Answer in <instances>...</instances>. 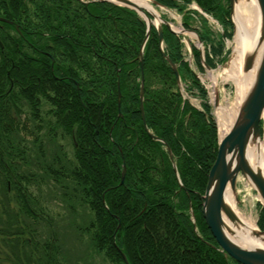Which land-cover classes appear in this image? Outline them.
Here are the masks:
<instances>
[{
  "label": "trees",
  "instance_id": "trees-1",
  "mask_svg": "<svg viewBox=\"0 0 264 264\" xmlns=\"http://www.w3.org/2000/svg\"><path fill=\"white\" fill-rule=\"evenodd\" d=\"M153 1L198 33L209 68L226 62V41L234 37L230 0ZM192 4L224 33L216 37ZM162 29L165 53L203 111L183 102L155 27L142 64L147 24L136 11L100 1L0 0V264H64L56 220L42 203L44 184L54 185L71 212L75 201L91 211L77 231L111 264H125L123 254L130 264H240L221 251L203 217L219 149L208 93L185 61L181 38ZM192 52L204 71L201 52ZM142 67L147 126L170 147L177 173L167 146L144 127ZM44 130L55 147L50 155ZM57 132L70 139L74 159ZM258 227L264 232L261 204Z\"/></svg>",
  "mask_w": 264,
  "mask_h": 264
},
{
  "label": "water",
  "instance_id": "water-1",
  "mask_svg": "<svg viewBox=\"0 0 264 264\" xmlns=\"http://www.w3.org/2000/svg\"><path fill=\"white\" fill-rule=\"evenodd\" d=\"M100 2H109L118 6H124L132 10H136L138 13L143 14L147 21V35L143 42L140 51V60L144 64V50L151 35V30L153 26V20L157 19L155 15L149 14L146 11H142L139 7L133 4L130 0H117L113 2L112 0H96ZM238 0H230L231 2V14L233 18L234 5ZM260 12H261V39L264 40V0H257ZM153 3L159 7L160 4L153 1ZM151 16V17H150ZM160 22L159 28V41L164 59L168 62L170 67L175 73L178 84H181L180 74L178 66L172 61V59L167 56L163 49V30L161 24L168 23L158 17ZM199 42L202 43L199 38ZM253 58H246L245 70L249 71L252 69ZM211 70L210 68H207ZM119 99H121V91L119 88ZM144 101H145V72L144 67H142V80L140 88V109L142 113V118L144 122V127L148 134L155 139L167 146L169 151V156L173 164V168L177 173V166L175 164L172 151L170 147L162 139L153 135L147 126L145 111H144ZM264 114V54L261 59L255 81L252 85V89L246 98V101L242 107V112L238 118L236 124L232 127L231 131L228 133L224 141L220 142V147L218 151L217 159L210 171L209 181L206 188L205 195L203 196V217L206 224L211 231L216 243L220 247L221 251L227 256L231 257L233 260L240 264H264V249H249L244 248L234 241H232L225 231V217L232 222L238 220L235 213L226 206L225 194L227 189L230 188L236 193L237 190V180L240 175L242 177L249 176L251 182L253 183L254 189L263 199L264 205V178L263 176L256 172L247 159V147L251 137L261 139L262 131L261 124ZM119 115L121 116V101L119 100ZM127 174V167L124 163L121 185L124 184ZM179 179V175L177 174ZM181 184V182H180ZM259 235H264L263 231L259 230ZM123 259L125 264H130L127 257L123 254Z\"/></svg>",
  "mask_w": 264,
  "mask_h": 264
},
{
  "label": "rangeland",
  "instance_id": "rangeland-1",
  "mask_svg": "<svg viewBox=\"0 0 264 264\" xmlns=\"http://www.w3.org/2000/svg\"><path fill=\"white\" fill-rule=\"evenodd\" d=\"M151 1V0H150ZM156 7V6H155ZM160 15L166 18L173 29H180L185 31L183 28V22L181 21V17L175 11L165 10L159 7H156ZM234 21V19H233ZM193 29H197L200 27L198 23H192ZM210 28L215 36H221V28L219 25L215 23H210ZM234 37L233 40L226 43L225 51H229L230 55L226 62L219 64L215 70L205 69L201 71L197 68L193 55H192V47L194 45L197 48H201L204 50V47L201 46L198 42L197 38H192L190 35L185 36L182 35V41L185 44L184 47V58L185 61L189 63L192 67V70L196 73L198 79L201 81V84L207 90L208 101L211 105V114L215 119V123L217 125V137L219 140L220 147V135L218 128V118L217 111L221 106H225L227 100L229 98H234L236 95V89L231 82H224L221 78L224 70L228 67L232 57L233 51L235 48V36H236V24L234 22ZM188 33V32H187ZM193 40V41H191ZM214 77H217V81H214ZM188 85V84H187ZM185 83L182 82L180 87V92L183 96V102L189 103L193 108H196L199 111H203L202 100L199 98V95L196 91L190 93L188 87ZM189 86V85H188ZM45 105V106H44ZM42 108V116L45 120L51 119L50 116L46 113L48 110V105L44 103ZM263 124V138H264V122ZM46 130L42 132V139L45 140L46 150L48 149V154L50 155L54 146H52L51 140L46 139ZM57 140L59 145H63L64 151L66 152L67 159L73 158V147L69 138L62 136L60 132H57V135L54 137ZM54 145V144H53ZM65 155V154H64ZM50 158V157H49ZM67 183V182H66ZM48 184H44L42 186V203L46 204L49 208V212L51 216L56 220V230L57 236L55 237L56 245L58 249L61 250V260L64 264H111L106 260L104 255L101 253H97L93 248L90 247L89 237L86 233H80L79 228H85L87 226L88 221L91 219L92 213L87 207L81 206L78 201H75V211H70L67 208V204L63 202L59 195L61 193H54L53 187ZM35 193L37 191L35 190ZM38 194V193H37ZM236 195L238 199L237 209L241 214H245L246 216L253 215L254 219L258 221L260 204L259 195L257 191L249 185L245 179L241 176L237 183Z\"/></svg>",
  "mask_w": 264,
  "mask_h": 264
},
{
  "label": "bare ground",
  "instance_id": "bare-ground-1",
  "mask_svg": "<svg viewBox=\"0 0 264 264\" xmlns=\"http://www.w3.org/2000/svg\"><path fill=\"white\" fill-rule=\"evenodd\" d=\"M80 1L85 4L90 3L91 1L97 2L96 0H80ZM112 1L117 2V0H112ZM130 1L133 4H135L137 7H139L142 11H146L149 14L155 15L157 19L153 21L152 28L153 27L158 28L160 23L158 17L160 16V13L156 9V7H154L152 2H150V0H130ZM138 15L141 18H143V20L147 24V21L144 18L145 16L140 13H138ZM205 18L209 21V23H215L219 25L222 30L221 34L224 33V29L219 24L218 21H216L209 15L205 16ZM233 19L236 24V36L234 41L235 48L233 51V57L228 67L224 70L223 74L221 75V78L224 82H231L234 85L236 89V95L234 98H229L227 100L226 105L219 107L217 111L219 135H220V141L222 142L224 141L228 133L231 131L232 127L236 124L238 118L241 115L242 107L252 89V85L255 81L257 71L264 54V40L261 39V12L257 0H238L234 5ZM1 20L12 24V22L9 20L3 18ZM171 29L173 31H176L178 34L180 33V35H185V36L190 35L192 38H197L199 42V38L193 32L182 31L180 29L176 30L173 28ZM199 44L206 49L203 42L202 43L199 42ZM191 47L192 49L193 47L197 48L194 45V43L191 45ZM247 57L253 58L252 69L249 71L245 70V63ZM214 81H217V77H214ZM262 119H263L262 122H264V114ZM261 131L263 132V128ZM247 159L251 167L256 172L260 173L264 178V138L263 137L261 139L254 137L250 138L247 147ZM241 176L242 175H240L239 178ZM239 178L237 180V183L239 181ZM243 178L249 185L254 187L249 176H245ZM259 200L261 201V203H263V199L261 198L260 195H259ZM225 203L226 206L229 209H231L238 218L236 222H232L225 217V231L229 236V238L244 248L264 249V235H259V228L257 221L254 219L252 214L246 216L245 214H241L238 211L237 195L230 188L227 189V192L225 194Z\"/></svg>",
  "mask_w": 264,
  "mask_h": 264
}]
</instances>
